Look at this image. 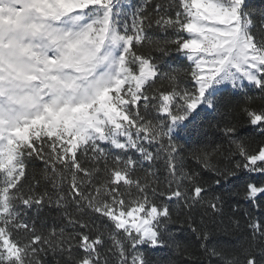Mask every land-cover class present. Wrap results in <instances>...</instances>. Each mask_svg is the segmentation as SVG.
I'll return each mask as SVG.
<instances>
[{
    "label": "snow or ice",
    "instance_id": "snow-or-ice-1",
    "mask_svg": "<svg viewBox=\"0 0 264 264\" xmlns=\"http://www.w3.org/2000/svg\"><path fill=\"white\" fill-rule=\"evenodd\" d=\"M0 264H264V9L0 0Z\"/></svg>",
    "mask_w": 264,
    "mask_h": 264
},
{
    "label": "trees",
    "instance_id": "trees-1",
    "mask_svg": "<svg viewBox=\"0 0 264 264\" xmlns=\"http://www.w3.org/2000/svg\"><path fill=\"white\" fill-rule=\"evenodd\" d=\"M140 0H124L125 5H132L135 7L136 4H138ZM250 6L253 8V10L256 13H259L262 9H264V0H248ZM156 36H159L161 34L156 33ZM169 63L173 64V66L176 67H183L186 63L182 58L178 56H173V59L169 61ZM252 95H256L255 90H253ZM234 101H243L245 97L241 94L238 97L232 98ZM211 116H204L202 120L197 122V126L192 132V135L190 137H186L182 139L180 142L185 143L188 148H191L192 146H199L204 147L207 146L208 150L211 151L213 147L216 146V144L222 143V136L219 132H217L215 129L208 126V121L211 120ZM241 122V136L248 137L251 134V129L245 127L243 125V118L238 117ZM218 160H221L223 163H226L227 161H224L221 157H217ZM190 166L195 167L194 161H189ZM162 165V162H161ZM210 174L205 173L204 178L207 179ZM258 176V174H249V173H241L239 174V178H234L229 184L225 185L224 189L222 191H226L228 193H231L232 195L228 198V203H240V209L241 212L244 210H252L250 205L246 202L242 201L240 197L236 196L235 193L239 192L243 187L245 186V183L249 181V177H252L255 179ZM161 178H163L161 174ZM178 211H181L178 207H174L173 210V218L175 219L176 214ZM183 211H187L186 209ZM54 213H49L48 211H45L41 214L40 219L37 221L39 224L41 221H47L49 224L52 222V216ZM194 219L197 223L200 221V216L197 213H193ZM170 232L173 234V240L181 245V248H183L185 245L188 244H194L195 242V236L191 233L190 230H188L185 227V230L180 231L176 225H171L169 228ZM215 239L220 242L221 244L231 247L233 244H238L239 242L243 241V237H240V241H237V238L235 236L232 237H226L222 234H217ZM178 254L173 253V258H175Z\"/></svg>",
    "mask_w": 264,
    "mask_h": 264
}]
</instances>
